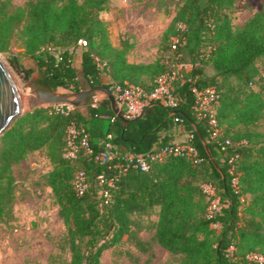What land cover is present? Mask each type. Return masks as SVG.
Segmentation results:
<instances>
[{"label": "trees", "instance_id": "obj_1", "mask_svg": "<svg viewBox=\"0 0 264 264\" xmlns=\"http://www.w3.org/2000/svg\"><path fill=\"white\" fill-rule=\"evenodd\" d=\"M235 3L183 0L163 33L161 53L153 61L135 62L127 58L132 42L114 44L101 16L109 0H29L24 6L0 0V52L27 72L38 70L39 83L54 90L112 88L115 82L153 88L176 60L192 66L173 82L182 97L178 107L152 100L126 125L107 95L97 106L92 95L68 114L42 105L16 118L0 135V221L14 215V164L44 149L52 163L44 178L66 225L67 264H102L106 249L127 241L148 250L133 214L155 207V237L183 256L181 264H264L249 257L264 256V8L235 28ZM20 53L34 60L32 68L22 63ZM208 86L219 93L215 107L221 135L213 139L194 108L193 88ZM72 122L85 127L91 153L80 147L77 157L64 155ZM175 124L188 130L190 137L181 142L194 145L196 154H168L148 170L126 164L125 153H146L171 142L172 135L162 136V130ZM108 139L120 156L100 163L95 157ZM227 139L231 143L224 147ZM78 170L87 181L81 193L74 183ZM100 174L114 180L108 201L100 193ZM215 198L219 208H211Z\"/></svg>", "mask_w": 264, "mask_h": 264}, {"label": "rangeland", "instance_id": "obj_2", "mask_svg": "<svg viewBox=\"0 0 264 264\" xmlns=\"http://www.w3.org/2000/svg\"><path fill=\"white\" fill-rule=\"evenodd\" d=\"M29 0H10L14 5L24 6ZM183 0H109L108 9L101 16L108 22L111 38L121 44L132 42L129 53L135 58L153 59L161 53L159 46L165 29L171 23ZM264 8V0H236L233 7L235 28L242 27L253 14ZM83 46V45H82ZM17 50L21 47L17 46ZM80 54L81 48L76 49ZM4 56L11 64L24 91L39 85V72H27L15 64L7 53ZM26 67L35 62L25 53H20ZM76 65L78 64L75 61ZM187 62V69H191ZM59 92H73L71 88L59 87ZM97 96H105L97 92ZM106 129L110 126L105 120ZM264 126V123H262ZM189 135L186 137V139ZM185 141V140H184ZM52 163L44 149L29 152L20 162L14 164L16 177V202L12 218L0 221V264H67L71 257L66 237V225L59 214L51 187L44 174ZM135 229L145 239L148 250H141L132 241L106 249L102 264H181L182 255L174 254L163 247L155 237L158 208L133 214Z\"/></svg>", "mask_w": 264, "mask_h": 264}, {"label": "built area", "instance_id": "obj_3", "mask_svg": "<svg viewBox=\"0 0 264 264\" xmlns=\"http://www.w3.org/2000/svg\"><path fill=\"white\" fill-rule=\"evenodd\" d=\"M80 42L86 44V40L81 39ZM173 47H176V44H173ZM186 70H188L187 62L176 60L170 70L156 78V85L153 88H146L145 86L129 82H115L111 89L114 92L117 104L122 108L127 117H134L140 114L143 107L152 100H159L171 108L178 107L182 101V97L173 91V82L176 78L182 76ZM193 89L197 97L194 106L195 111L199 118H203L206 121L209 137L211 139L216 138L221 135L215 107L219 93L213 86H208L202 89L194 87ZM98 100L99 97L97 94H94L92 104L97 106ZM47 105H49L53 111L64 114H68L75 108V105L68 102H54ZM108 136L111 137V134ZM65 140L66 145L64 155L68 158L77 157L80 147L86 148L87 152L90 153L93 151L85 127H79L75 122L68 125ZM230 143V139H227L223 146L225 147ZM196 153L197 150L195 146L190 142L171 141L146 153H125L122 155V158L126 161L128 166L131 165L141 170H148L153 161L162 159L168 154L192 155ZM119 156L120 151L115 144L108 139L104 141V147L96 154L95 159L100 163H105L109 160L118 158ZM233 181L237 186V179L234 178ZM74 183L80 193L87 187L86 175L83 170L75 172ZM99 183L102 185L100 193L105 196L108 201L110 198L109 186L114 184V180L113 178L106 179L104 174H100ZM206 188L211 193L214 192V189L210 185H206ZM219 207V198H215L211 204V208ZM249 257L254 258L261 263L264 262V256L259 253L250 254Z\"/></svg>", "mask_w": 264, "mask_h": 264}, {"label": "water", "instance_id": "obj_4", "mask_svg": "<svg viewBox=\"0 0 264 264\" xmlns=\"http://www.w3.org/2000/svg\"><path fill=\"white\" fill-rule=\"evenodd\" d=\"M31 79L29 91H24L17 76L2 52H0V135L3 134L19 116L36 107L54 102H68L79 106L84 100L97 92H104L112 101L114 111L124 121L125 125L142 115L125 116L122 108L117 104L113 90L107 86H93L76 92H59L44 84L33 85Z\"/></svg>", "mask_w": 264, "mask_h": 264}, {"label": "crops", "instance_id": "obj_5", "mask_svg": "<svg viewBox=\"0 0 264 264\" xmlns=\"http://www.w3.org/2000/svg\"><path fill=\"white\" fill-rule=\"evenodd\" d=\"M114 44L117 45V43H115V42H114ZM127 58H128L129 61H135V62H141V61L150 62V61H153L155 59V58H153V59H147L146 60V59H142V58H135L134 54H130L129 52L127 54ZM75 61L78 62L77 66H80V64H81V55L80 54H77ZM98 97L101 98L102 96L101 97L98 96ZM166 135L167 136L168 135L169 136L172 135V138L170 139V141H179V142H181V141L186 140V137L188 135H190V134H189L188 130H186L182 125L175 124L173 127L169 128V129H163L162 130V136H166Z\"/></svg>", "mask_w": 264, "mask_h": 264}, {"label": "flooded vegetation", "instance_id": "obj_6", "mask_svg": "<svg viewBox=\"0 0 264 264\" xmlns=\"http://www.w3.org/2000/svg\"><path fill=\"white\" fill-rule=\"evenodd\" d=\"M39 82V81H38Z\"/></svg>", "mask_w": 264, "mask_h": 264}]
</instances>
